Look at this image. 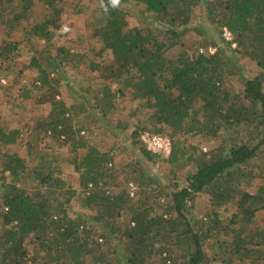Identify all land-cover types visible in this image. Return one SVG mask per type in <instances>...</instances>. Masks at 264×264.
Wrapping results in <instances>:
<instances>
[{
  "label": "trees",
  "instance_id": "1",
  "mask_svg": "<svg viewBox=\"0 0 264 264\" xmlns=\"http://www.w3.org/2000/svg\"><path fill=\"white\" fill-rule=\"evenodd\" d=\"M40 1L45 16L30 26L34 0H0L6 37L0 58L18 50L19 44L9 38L25 23V39L46 42L29 65L38 71L42 86L53 88L62 58L76 70L90 64L91 71L100 73L103 82L77 91L82 112L50 90L45 102L52 110L38 132L78 157L74 169L83 189L81 205L93 213L69 215L78 193L66 189L67 177L56 175L63 174L59 165L45 164L51 156L31 148L38 164L29 169L18 154L0 152V264H148L163 256L171 263L168 252L173 246H185L184 264H264V227H254L264 212V0H120L115 7L111 0H100L97 8L77 3L74 14L85 17L102 51L112 54L106 64L85 61L79 53H73L81 59L74 62L64 47H55L52 28H60L63 8L59 0ZM129 5L140 8L153 24L130 28ZM197 10L204 13L205 28L193 23ZM224 29L232 33L236 47L225 40ZM191 33L202 38L194 52L171 57ZM238 56L254 62L260 73L247 77ZM129 101L144 116L126 139L130 154L119 145L102 152L90 143L91 130L76 125L83 114L109 124L108 117ZM145 132L171 140L167 159L159 163L164 156L147 149L141 141ZM20 133L1 129L0 146L16 145ZM222 134L220 145L204 150ZM157 163L169 168L163 183L149 170ZM120 170L129 172L126 188L107 190V180ZM183 171L187 173L181 183ZM8 173L10 185L5 184ZM23 177L37 184L27 189L19 185ZM255 183L256 191H249ZM201 194L209 196L211 211L199 229L190 211ZM129 212L130 220L122 226ZM115 240L126 241L127 253H120L118 261L109 253ZM27 241L34 246L32 255Z\"/></svg>",
  "mask_w": 264,
  "mask_h": 264
},
{
  "label": "rangeland",
  "instance_id": "2",
  "mask_svg": "<svg viewBox=\"0 0 264 264\" xmlns=\"http://www.w3.org/2000/svg\"><path fill=\"white\" fill-rule=\"evenodd\" d=\"M7 2V0H2ZM60 5L63 8V14L61 19V25L59 29L52 28L55 36L53 39V45L55 47H64L66 52H69L71 56L69 59H72L74 62H78L80 57L74 56L73 53H79L84 56V60L87 59L98 63L106 64L111 63L113 60L112 54L109 51H102L103 45L99 39L93 37V33L89 28V25L86 22L85 17L78 16L74 14L73 9L74 5L77 3L90 5L93 8L100 6V0H59ZM36 7L32 8L33 14L28 22V24L33 25L42 21L45 16V10L43 11V4L40 0H34ZM126 10L129 12L128 21L130 28L139 27L144 28L153 24V19L146 15L140 8L129 5L126 6ZM204 13L202 10H197L194 14L193 23L199 25L201 28H205V23L203 20ZM151 24V25H152ZM23 27H26V24L23 23L21 27L11 34L9 38L12 43L19 44L18 50L15 51L12 56H7L5 58H0V130L13 131L19 130L20 138L18 143L14 146L3 147L0 146V152H7L11 154H18L24 159L25 165L27 168L32 169L35 165L38 164L36 160L33 159L29 150L33 148L35 151L33 153L42 154L43 156H51V159L45 162L48 164L55 163L59 165L62 175L56 174L57 176H62V178H68L67 188H70L72 191H77V196L74 197L68 207V213L71 217H77L79 214H92V211L85 209L81 205V198L79 197L80 192H82L81 182L79 180V174L75 172L74 163L77 160V156L69 153L65 148H60L58 143L52 141V138H48L45 134L38 132L42 129L41 125L45 123L51 113L52 105L48 102H45L46 97L49 95L50 90H55L56 99H64L68 105H76L75 112H82L81 99L78 96V92L81 88L86 89L90 85L100 84L102 79L100 78V73L98 71H91V65L82 67L81 70H76L73 68L72 63L65 62L62 58L60 59V72L54 74L53 88L51 85L42 86L40 81V76L38 71L29 67L32 58L36 55V51L43 49L46 42L40 40L36 42L34 39L28 40L24 37ZM5 28L0 25V43L5 39ZM201 36L196 35L195 33L189 34L183 39L182 46L171 51L170 56L175 57L181 51L187 50L189 53H193L196 46L201 43ZM206 49V48H201ZM54 55L57 54L55 48L52 49ZM239 58V67L244 72V74L253 78L256 74L260 73V68L257 65L249 60L248 58L238 56ZM81 60V59H80ZM75 88L76 90H72ZM115 88V86H114ZM28 93V97L25 99L24 95ZM81 95V94H79ZM136 104L128 102L126 104H120V109L115 112L114 115L108 117L109 124L97 122L94 117L86 116L85 114L79 115V119L76 122V125L89 128L91 130V135H89L90 143L100 149L102 152H108L114 145L122 146L124 149H127V154L132 152L131 142H126V139H129L130 135L134 131L135 124L137 121H141L142 116L141 112L134 111L136 109ZM134 113V115H133ZM74 114V113H73ZM84 121V123H80ZM124 124L129 125L128 129L123 130L122 127ZM88 135V133H87ZM221 136L217 137L215 140L210 142V144L205 145L204 150L208 151L212 146H218L221 144ZM32 151V150H31ZM84 151L79 153L83 156ZM123 154V153H122ZM121 154V155H122ZM78 155V156H79ZM124 155V156H125ZM132 158L131 161H137V158L134 156H129ZM159 163L166 157H159ZM157 163L153 168L149 169L150 172H157L160 180L165 181L164 174L169 170L168 165H161ZM152 170V171H151ZM187 171L179 173V179L183 183ZM32 174V173H31ZM128 171H118L113 173L114 176L110 177L107 182L109 184L107 190L120 192L125 189V182L129 178ZM8 179L5 184H12V178L9 176V173L6 174ZM35 180L22 178V183L19 184L27 189H31L37 182ZM2 185L0 183V193L2 190ZM256 185H253L252 188H248L249 191L255 192ZM138 196L135 200H137ZM164 203V200H162ZM0 200V208H1ZM211 211L210 198L206 194H201L196 197L195 205L190 211L194 223L199 227L201 221H206L208 218V213ZM235 211V208H232L229 212L225 213L226 216H230ZM129 212L122 220V226H126L130 220ZM255 228L264 227V212H261L257 215L255 219ZM206 223V222H205ZM3 226V217L0 215V230ZM201 229V227H199ZM206 241H213L207 239ZM126 241H110L109 253L114 261H118L119 255L125 254L126 252ZM102 243V242H101ZM185 247V246H184ZM184 247L173 246L168 252V256L174 260L170 263L164 262L163 257H153L148 264H184L185 262V252ZM27 249L33 253L34 246L27 241ZM106 250V246L104 248ZM207 255L212 257L209 247L205 248ZM211 264H221L211 263Z\"/></svg>",
  "mask_w": 264,
  "mask_h": 264
},
{
  "label": "built area",
  "instance_id": "3",
  "mask_svg": "<svg viewBox=\"0 0 264 264\" xmlns=\"http://www.w3.org/2000/svg\"><path fill=\"white\" fill-rule=\"evenodd\" d=\"M223 36L227 42L233 41V35L229 30L224 29ZM232 46L236 47V44L232 42ZM210 52L213 53L214 49H210ZM141 141L145 144L147 149L155 155L168 157L171 154L172 142L168 137H163L160 135L152 134L150 132H145L141 136ZM130 189L131 194L134 195L135 186L131 184Z\"/></svg>",
  "mask_w": 264,
  "mask_h": 264
},
{
  "label": "clouds",
  "instance_id": "4",
  "mask_svg": "<svg viewBox=\"0 0 264 264\" xmlns=\"http://www.w3.org/2000/svg\"><path fill=\"white\" fill-rule=\"evenodd\" d=\"M120 0H111V3L113 7L117 6L119 4Z\"/></svg>",
  "mask_w": 264,
  "mask_h": 264
}]
</instances>
